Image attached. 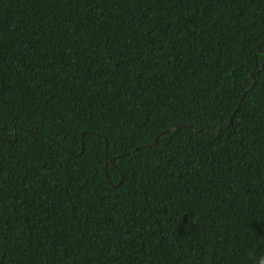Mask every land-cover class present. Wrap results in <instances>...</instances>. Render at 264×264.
Segmentation results:
<instances>
[{"label": "trees", "instance_id": "16d2710c", "mask_svg": "<svg viewBox=\"0 0 264 264\" xmlns=\"http://www.w3.org/2000/svg\"><path fill=\"white\" fill-rule=\"evenodd\" d=\"M262 64L264 0H0V264H258Z\"/></svg>", "mask_w": 264, "mask_h": 264}, {"label": "water", "instance_id": "95a60500", "mask_svg": "<svg viewBox=\"0 0 264 264\" xmlns=\"http://www.w3.org/2000/svg\"><path fill=\"white\" fill-rule=\"evenodd\" d=\"M263 65H264V64H262L261 69L263 68ZM252 77H253V79H254V84H255V78H254L253 75H252ZM231 124H232V119L230 120L229 125H227L226 127H229ZM176 128H177V125H174V127L171 128V130H172V131H175ZM222 128H223V126H220L219 129H218V131H214V130H211V131H212L213 133H219V132L222 130ZM14 133H16V130H15V129H14ZM16 140H17V139L15 138V141H16Z\"/></svg>", "mask_w": 264, "mask_h": 264}, {"label": "clouds", "instance_id": "9594fccd", "mask_svg": "<svg viewBox=\"0 0 264 264\" xmlns=\"http://www.w3.org/2000/svg\"><path fill=\"white\" fill-rule=\"evenodd\" d=\"M258 264H264V257L259 260Z\"/></svg>", "mask_w": 264, "mask_h": 264}]
</instances>
